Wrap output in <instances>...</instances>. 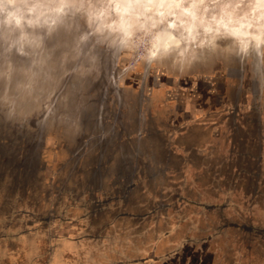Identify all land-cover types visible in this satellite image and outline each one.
I'll return each mask as SVG.
<instances>
[{
    "label": "rangeland",
    "instance_id": "374dc122",
    "mask_svg": "<svg viewBox=\"0 0 264 264\" xmlns=\"http://www.w3.org/2000/svg\"><path fill=\"white\" fill-rule=\"evenodd\" d=\"M181 1L169 52L154 45L164 9L135 4L124 23L115 10L125 0H0V148H19L18 163L40 136L45 147L68 143L77 157L58 168L81 181L83 199L106 187L120 196L117 182L138 179L119 211L153 209L106 214L82 263L77 248L50 252L16 209H0V264H264V198H252L264 180L247 174L264 169V0ZM87 152L105 161L86 191ZM7 163L4 154L0 176Z\"/></svg>",
    "mask_w": 264,
    "mask_h": 264
},
{
    "label": "flooded vegetation",
    "instance_id": "af4514ba",
    "mask_svg": "<svg viewBox=\"0 0 264 264\" xmlns=\"http://www.w3.org/2000/svg\"><path fill=\"white\" fill-rule=\"evenodd\" d=\"M10 102L11 101L7 99L4 103L5 105H8V108L14 107L15 105L9 104ZM14 114L18 116L17 111H15ZM8 118L10 119L9 115ZM43 148L49 150V152L46 154L49 160L46 162L45 159H42L43 168H41L39 172V179L35 182V184H26L28 193L27 190L25 191L23 188L24 183L22 179V168L17 169L20 161L18 163H14L17 161L16 157L19 156V153L21 154L20 149L17 148L15 151L16 153L10 149L12 152L6 154L8 155L7 164L11 165L12 168L7 171L10 172L9 175L5 176L4 173H2L0 176V184L2 185H0V209H7V207L16 209L14 211H9V213L15 215V217H18V219L20 217L24 218L25 221L27 219L26 225L31 227V231H33V233L37 232L40 235L41 240L46 238L47 243L45 242L44 244H46V247L50 248V252L59 249L58 245H60V242H66V246L72 249L77 248L76 251L78 256L76 258L78 263H82L85 259V255L88 254L90 250H92L90 247L93 248L97 246L96 239H99L98 237L100 235H104L103 232L98 230L103 228L105 230L103 219L106 218V214H113L115 219L131 216L135 218L144 216L147 217V215L153 214V209L143 213L119 211L120 201L122 203H129L132 201L129 198L134 197L132 192L136 186L139 185L140 181L138 179L135 180L134 183L128 181V184L126 185L121 184L122 181L117 182L118 187L119 185L125 186L124 188L122 187L124 191L120 196L112 195L110 187H106L107 189L100 188L96 190L95 196L87 195V198L83 199V196L81 197V193L85 188H79L81 181L76 182L74 179L76 175L73 177V173L70 174V171L66 172L65 170H62V167L61 169L58 168L60 156L64 155V158L67 159V163L71 164L74 162L73 159L77 157L74 152H70L67 149L68 143H66V145L63 144L60 148L53 147L52 145H47V147H45L43 145L41 151ZM61 148L64 149L66 153L59 151ZM2 155L4 154L0 152V157ZM93 157H95L94 160H92L90 157V163L88 161V152L84 154L83 157V164L87 161L88 167L86 169L87 172L85 174L82 173L84 176L82 175L80 178L83 179L82 181H85L84 185L87 184L86 191L88 189L87 186L89 183H91L93 178L95 179L97 176L99 177L98 180H101L102 178H100V175H102V177L104 175L101 172V169L104 170V167H99L104 164L105 160L102 159L103 155L95 154ZM90 170L91 173L93 170L94 172L96 171L93 173V176L91 173H89ZM63 172H65L64 177H62ZM63 180L64 183H58V181ZM108 180L109 183H111V180ZM89 200L90 203H88ZM143 200L144 198L140 202H143ZM91 205L93 206L91 207ZM111 205H113L115 208L111 209ZM98 207H100V209L102 208L98 215H96L98 218H92V209L96 210ZM5 212H7V210ZM100 220H102V224L100 223ZM95 227H97V229L99 227L100 228L95 231L93 230ZM64 228H70L72 231L68 229L70 232L65 233V231H63ZM111 233H113V231ZM57 234H62L65 237H59L56 239ZM36 241L38 240L36 239ZM12 242L14 246L20 245V243L17 241L15 243L13 239ZM113 242L114 244L117 243V241ZM122 242L123 241L119 240L118 244L124 245V242ZM41 246L43 245L41 244ZM81 246L83 247L81 248ZM114 247L115 246H113L112 249H114ZM96 249L100 250L99 247ZM22 251H24V249Z\"/></svg>",
    "mask_w": 264,
    "mask_h": 264
},
{
    "label": "bare ground",
    "instance_id": "6f19581e",
    "mask_svg": "<svg viewBox=\"0 0 264 264\" xmlns=\"http://www.w3.org/2000/svg\"><path fill=\"white\" fill-rule=\"evenodd\" d=\"M195 2V1H194ZM136 4V6H138V7H140V9H142L143 10V12L145 11L146 13H149V12H153V9L155 10V9H157L158 8V12L159 11H163V9H164V12H162L163 13V15H165L166 16V18L168 19V22H166L167 23V26H168V28H167V30L165 29V31H163L162 30V33L161 32H159V34H158V40H156L155 41V43L156 44H154L158 49H163L164 51L165 50H169V49H175L176 47L177 48H179L178 46H180L179 45V41L177 40V39H175L176 37H175V35H172L173 33V28H172V26L174 25V13L175 12H177V11H179L180 10V5L182 4V1L180 2V0H125V2H123L120 6H119V8L117 9V10H115V11H117V12H120V16H123L124 15V13H126L127 11H129L131 8H133V5H135ZM194 4V3H193ZM192 4V5H193ZM195 5V4H194ZM221 6V5H220ZM218 8V7H217ZM231 8V7H230ZM120 10H122V11H124L125 10V12H122V11H120ZM189 10V9H188ZM220 10V9H219ZM226 10V9H225ZM224 10V11H225ZM230 10V9H229ZM231 11H232V9H231ZM236 11V10H235ZM234 11V12H235ZM155 12V11H154ZM239 12V11H238ZM159 13H161V12H159ZM226 13V12H225ZM233 13V12H232ZM230 14V13H229ZM241 14H242V12H241ZM154 15V14H153ZM167 15H170V18H168V16ZM195 15V14H194ZM197 15V14H196ZM227 15V14H226ZM137 16V15H136ZM228 16V15H227ZM226 16V17H227ZM155 17V16H154ZM160 17H162V16H160ZM123 18V17H122ZM177 18H178V16H177ZM231 18H233V17H231ZM241 18H244V17H242L241 16ZM124 23L126 22V18H125V15H124ZM226 21H227V19H226ZM258 21V20H257ZM256 21V22H257ZM225 22V21H224ZM223 22V23H224ZM179 23H180V21H179ZM178 24V23H177ZM229 24V23H228ZM243 24V23H242ZM204 26V25H203ZM217 26V25H216ZM234 26V25H233ZM239 27V26H238ZM209 28H210V26H209ZM208 28V29H209ZM256 28V27H255ZM163 29V28H162ZM243 30V29H242ZM249 30V29H248ZM186 31V30H185ZM188 32H186V34H185V36H189L188 35V33H189V30H187ZM208 31V30H207ZM220 31H221V28H220ZM192 33V32H191ZM210 33V32H209ZM238 33V32H237ZM190 34V33H189ZM213 33H211V35H212ZM228 34V33H227ZM226 34V35H227ZM239 34V33H238ZM238 34H236V33H232L231 31H230V35L232 36V37H236V38H239L240 36L238 35ZM260 34H261V32H260ZM210 35V34H209ZM224 35V34H223ZM184 36V35H183ZM216 36V35H215ZM248 36H251V34H249ZM257 36H259V35H257ZM205 37V36H204ZM178 39L180 40V37H178ZM187 39V38H186ZM208 39V38H207ZM262 39V38H261ZM239 40H240V38H239ZM205 41V40H204ZM212 41V40H211ZM241 41V40H240ZM256 41H260V40H258V39H256ZM210 42V41H209ZM206 43V42H205ZM215 43V42H214ZM213 44V43H212ZM153 45V46H154ZM154 46V47H155ZM214 46V45H213ZM237 46H238V44H237ZM236 45H235V47H237ZM260 46V45H259ZM202 47V46H201ZM264 47V46H263ZM176 48V49H177ZM259 49V48H258ZM159 50V51H160ZM179 50V49H178ZM212 50V49H211ZM254 50H257V48L256 49H254ZM238 51V50H237ZM258 51V50H257ZM169 52H170V50H169ZM262 52H263V50H262ZM154 54V53H153ZM245 54V53H244ZM243 54V55H244ZM157 55V54H156ZM254 56V55H253ZM165 57V56H164ZM251 60V59H250ZM257 64V63H256ZM257 66V65H256ZM258 66H259V68H261V65H259L258 64Z\"/></svg>",
    "mask_w": 264,
    "mask_h": 264
},
{
    "label": "water",
    "instance_id": "95a60500",
    "mask_svg": "<svg viewBox=\"0 0 264 264\" xmlns=\"http://www.w3.org/2000/svg\"><path fill=\"white\" fill-rule=\"evenodd\" d=\"M10 112L8 113V115L10 116ZM43 142H42V138L40 136V138L38 139V142H35L31 148L30 154L26 155V157H24L20 163L19 166L17 167V169L22 168V179H23V183H24V189L25 191L27 190L26 188V184L27 183H31V184H35V182L39 179V172L41 170V168H43V164H42V155H41V149L43 147ZM11 148H0V152L2 154H9V152H12L10 150ZM207 207H210V205H207ZM232 225L234 226H238L242 229H246V230H252L253 226L248 225V224H237V223H232ZM260 232H264V227L259 228L258 229Z\"/></svg>",
    "mask_w": 264,
    "mask_h": 264
},
{
    "label": "crops",
    "instance_id": "0c3cea01",
    "mask_svg": "<svg viewBox=\"0 0 264 264\" xmlns=\"http://www.w3.org/2000/svg\"><path fill=\"white\" fill-rule=\"evenodd\" d=\"M262 147L259 149V152L258 153H261L262 152ZM86 154V153H85ZM84 155V154H83ZM247 156V155H246ZM257 160L259 162V164H264V156H263V153L262 155L259 154L257 156ZM263 166H261L260 170L258 172H252V173H247L249 178H254V176L257 178V185H259V183H262V180H264V169H262ZM256 173V174H255ZM100 178H102V175H100ZM254 190H257V192L259 193V195H255V194H252V198H255V199H258L261 201L262 198H264V194L262 193V191H259L258 189L254 188ZM264 200V199H263ZM102 210V208L100 209V207H98L96 210L95 209H92V214H91V217L92 218H95L98 216V213L99 211ZM97 211V212H96ZM72 231L70 228H64L63 231H65V233H69L70 231Z\"/></svg>",
    "mask_w": 264,
    "mask_h": 264
},
{
    "label": "clouds",
    "instance_id": "9594fccd",
    "mask_svg": "<svg viewBox=\"0 0 264 264\" xmlns=\"http://www.w3.org/2000/svg\"><path fill=\"white\" fill-rule=\"evenodd\" d=\"M8 2L11 3L10 0H8ZM6 9H7V4H5V10H6Z\"/></svg>",
    "mask_w": 264,
    "mask_h": 264
}]
</instances>
